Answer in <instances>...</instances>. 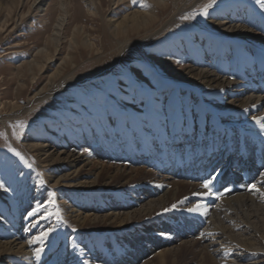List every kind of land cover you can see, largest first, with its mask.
<instances>
[{
    "label": "rangeland",
    "instance_id": "1",
    "mask_svg": "<svg viewBox=\"0 0 264 264\" xmlns=\"http://www.w3.org/2000/svg\"><path fill=\"white\" fill-rule=\"evenodd\" d=\"M34 1L0 0V211L8 220V223H0V243L8 239L11 230L21 236L20 242L23 244L31 243L35 249L45 246L44 251L34 256L33 264H153L156 257L152 256L168 249L167 264H199V245L195 241H199L198 233L204 230L206 221H202L195 213L180 211L181 207L173 205L158 213L151 212L147 218H136L133 214L147 201L132 206L128 197H136L144 190L147 192V189L160 184L155 182L159 178L154 180L148 172L172 176L166 171V165L169 168L172 164L180 166L178 171L184 174L199 171L197 166L188 168V157L193 160L197 158L189 155L187 150L193 149L194 154L197 149L196 152L212 149L217 143H220L217 144L220 151L215 156L222 157L220 168L218 165L213 166L214 163L201 167L209 170L207 180H211V185L214 178L219 179L220 173L228 172V167L233 164L236 167L231 166L228 174L234 169L240 182L243 174L239 175V168L243 170L244 167L248 172L247 182H241L242 186L253 184L249 176L254 175L255 169L256 172L264 171L263 132H258L259 136L240 127L234 131L235 139L232 137V143L225 132L220 139L223 142H219L213 137L199 138L197 135L191 138L188 135L190 138H187L183 133H176V127L171 125L179 124L177 114L162 119L165 124L157 123L167 100L179 97L178 89H184L178 81L179 74H173L164 64L171 65L175 61L171 65L175 68L199 65L205 51H212L208 49L209 46L216 52L232 46L231 52L234 53L235 44L228 43L226 39L220 41L217 30L207 24L209 9L221 1L233 0H215L207 8V15L202 13L204 6L211 0H159L165 3V8L156 7L155 15L160 14V23L154 25L152 30L140 31L138 35L132 33L127 38L115 37L107 25L108 18L111 15L122 17L125 12L139 8L147 12L153 7L150 0H135V3L133 0H46L40 9L35 7ZM88 2H93V7L90 8ZM240 3L244 4L242 1ZM177 8L188 11L182 13L180 22L173 30L168 29L158 36L156 33L161 23L166 22ZM62 17L65 24L60 36L56 38L57 24ZM257 19L264 28V17L257 15ZM180 32H185L184 36L176 37V33ZM204 33H207L206 39L199 43L198 47L201 48H196L192 37L197 34L201 39L205 37ZM151 36L154 37L148 38ZM84 38L93 46L86 47L83 44L86 40ZM126 39L128 44L133 45L118 57V46ZM182 40L186 44L179 54L175 47ZM38 70L41 72L38 73ZM239 72L251 76L247 74L249 70ZM62 80L70 84L48 100L31 99L39 97L50 83L55 88L59 87ZM187 89L193 92L196 88L190 86ZM174 104L180 103L177 101ZM154 106L160 109L157 111L159 119L154 117ZM188 108L195 106L189 105ZM200 114L202 112L198 117ZM143 115L145 125L141 128L142 133H149L153 125H165L167 129V132L163 130L148 145L142 142L144 137L138 134L140 132H136V124L143 119ZM213 126L208 122L206 127L214 129ZM120 137L126 140L119 143ZM134 137L137 138L133 147L140 148L139 152L151 147L155 152L152 159L146 153L134 157L135 152L130 147ZM191 139L203 141L195 143ZM74 140L82 142L78 150L91 161V165L82 168L78 175V182L82 184L94 182L89 187H79L77 181L56 185L59 178L50 176L53 167L41 162L34 147L62 145ZM209 152L206 150V153ZM113 158L122 161L124 158L128 162L125 160L127 158L133 161L131 167L146 171L143 170L137 176L132 175L129 166L126 172L110 177L107 169H111L109 166L115 162ZM247 163L255 164L254 168L251 165L250 169H245ZM99 166L101 168L94 177L88 176ZM174 177L176 180L199 184L207 196L202 203L211 204L230 193L214 191V197L207 193L202 187L204 183L199 179L183 177L181 174ZM233 187L228 184L225 188ZM150 193L156 198L155 190L150 189ZM109 203L124 207L123 213L130 215L125 217L127 220L107 221L105 216L108 214ZM67 207L80 209L84 212L82 215H89L91 219L94 217L95 221L78 227L66 218ZM29 226H33L32 230L29 229L31 232H27ZM194 226L199 228L194 230ZM259 229L263 230L264 226ZM44 233L47 235L44 236ZM95 247L98 250L106 249L110 256L107 255V259L97 258L92 251ZM123 254L127 258H122ZM4 257L5 263L1 261L0 264H21L15 254Z\"/></svg>",
    "mask_w": 264,
    "mask_h": 264
},
{
    "label": "bare ground",
    "instance_id": "2",
    "mask_svg": "<svg viewBox=\"0 0 264 264\" xmlns=\"http://www.w3.org/2000/svg\"><path fill=\"white\" fill-rule=\"evenodd\" d=\"M45 1L46 0H35V7L40 9ZM116 1L118 2L119 0ZM150 1L151 3H153V7L149 11L147 10V12H145L146 10L143 11L142 8H139L138 10L135 9L132 11L129 10L130 12H125L122 17L111 15L108 18L107 25L111 32L115 35V37L118 38L123 36L125 38L126 36L127 38L129 37L128 35L132 33L138 35L140 31L146 32V30H152L155 27L154 25L160 23V20H158L160 14L158 13V15H155V11L157 6H163L165 8V3L159 0ZM241 1L244 4H241ZM87 4L90 8L93 7V2H88ZM185 11L188 10L184 8H177L176 11L166 20V22H164L163 24L161 23V28L156 34L159 36L168 29L173 30L174 27H176V24L180 22L179 20L182 16V13ZM257 15L264 17V9L261 8L260 4L256 3V0H239L238 2H234L233 0V2L228 1L224 3L221 1L219 5L214 6L212 9H209L207 23L209 27L217 30V35L220 37V41L221 39H226L228 43L235 44L236 49L233 50V53L231 52L232 46H229L228 48H221V52H216L214 48L209 46V48H207L209 50L211 49L212 51H210V53L208 51H205V55L202 56L204 57V59H200V61L198 62L199 65L194 64L189 65L188 67L182 66L180 68H175L171 66L175 64V61L172 62L171 65L164 64V67L168 68V70L173 74H179L178 81L183 84L182 86L184 89H178L177 95L180 94L179 97H174L171 100L168 99V102H166V104L164 103L165 106L163 107V111L161 112V119L157 121V123H160L161 125L165 124L162 119H167L168 117H173L177 114L178 117H176V119H178L179 124L175 125V123H173L171 126L173 128L174 126L176 127V133H183L187 136V138H190V136L191 138L196 137L198 135L199 138L207 136V138L213 137L214 140L223 142V139H220L223 138V132H225V135L230 138V142L232 143V137H234L235 139L234 131L242 127L243 130H249L251 134H258V132H263L261 136V138L263 137V140L261 141H264V127H262V125H264V28L262 23L260 24V22H258L259 20L257 19ZM63 17L57 24L56 38L60 36L62 26L65 24ZM180 30L181 29H179V31ZM184 33H176L177 35L175 36L179 38L184 36ZM196 33H198V30ZM206 35L207 33H204L205 37L201 39L197 34L192 37V41H194V46L196 48H201L198 47V45L201 42L203 43V41L207 37ZM209 35L211 37L216 36L208 34V36ZM153 37L154 36L148 38ZM85 39L86 38H84V40ZM83 44L86 47L93 46V44L87 39ZM185 44L186 42H184L183 40L180 41L177 44L178 47H175V51L181 54L183 47H185ZM132 45L128 44L127 39L121 42L118 46V57ZM201 52H203V50ZM206 56L208 57L205 59ZM117 61L118 60H116V62ZM213 61H216V63H213ZM161 65H163V63H161ZM231 66L233 67L230 70ZM234 67L239 69H233ZM240 70H242L243 73L249 70L247 74H250L251 76H245L244 74L239 72ZM40 72L41 71H39L38 73ZM57 72L56 73L59 74V71ZM179 78H181V80ZM32 79L35 80V77L32 76ZM69 84L70 82L62 80L60 86L55 88L50 83L48 89L43 91L39 95V97L37 96L36 98L31 99L43 101L44 99H47L58 91L62 90ZM190 86L196 88L194 89L195 92H189L190 90L187 89V87ZM179 100H184V104ZM177 101L180 103L179 105L174 104V102L177 103ZM29 102L32 103L34 101ZM189 105L195 106V108L189 109ZM154 107L155 109L153 110L156 114H158H155L154 117L156 119H159L157 118L159 116V112L157 111L160 109L158 108V106ZM205 110L207 112H205ZM259 111L260 114L258 113ZM200 112H202V114H200L198 117V114ZM182 115L183 117L182 119H180ZM196 117H198V119ZM144 121L145 117L143 115V119L138 121L139 125L136 124V132H140L138 134H140L141 137H144L142 142L144 141L146 145H148L150 141L154 139V137L161 135L163 130H167L165 125L159 127H155L153 125L149 133H142L141 128H144ZM208 122H210V126H213L214 124L213 127L215 128L209 129V127H206ZM96 133L97 132L95 131V134ZM137 137L132 138V143L130 144V147H132L133 151L135 152L134 157L142 156V154L146 153L150 155L152 159V155H154L155 152L152 151L151 147L148 149L144 148L142 152H139L140 148L137 149L133 147V145H135L136 143L135 139ZM125 140L126 139L122 140L120 137L119 143ZM127 141H129V139ZM200 141L202 142L203 140L191 139V142L195 143H199ZM113 142L118 143L116 141ZM80 143L82 142L74 140L72 143L68 142L67 144L62 145L34 146L41 162L49 163L48 165L53 167L54 171L52 169L50 176L53 177L55 175L59 178V182L56 181L55 183L56 185L66 184L69 181L78 182V175L80 174L81 169L91 165V161L85 156L86 154H80L81 152L78 150V146L80 145ZM112 145L114 144H111V146ZM198 147H200V144ZM140 153L142 154L140 155ZM51 159L52 161H50ZM122 159L123 161L117 158H113V161H115L112 162L113 165H111L110 162L109 165H111L112 167L109 166L111 169H107L110 172V177H117L118 175H120V173L126 172V169L129 166V173L132 175L137 176L140 172H144L143 170L145 169L143 168L131 167L130 164L133 161L130 162V160L126 158L125 160H127L128 162H125L124 158ZM149 159L150 158H148V160ZM249 164L245 165V169H250L252 167H250ZM231 166L228 167V171H230ZM100 168L101 166L97 168L95 167V169H93L90 174L87 173L88 176L94 177V174L97 172V170H100ZM61 169L65 170L63 171ZM231 172L233 173V177L229 175L227 171H225L224 179H232L231 181H229V185H233L232 181L234 182L233 179H236V185L240 188V190L236 192H230L224 198L213 201L211 204L205 202L202 203L204 197L207 196L202 191L199 184L194 182H186L187 180H176L173 175L165 176L163 174L158 175V173H154L153 171L148 172V174L154 180H157V178H159V180L155 182H158L161 185L156 183L158 185H156V187L147 189V192L144 190L145 192L143 191L142 194H139L136 197H128V199L130 198V204L132 206L139 205L144 200L147 201L142 205V207H140V209H138L133 214V216H135L136 218L138 217L144 219L150 216L151 212L158 213L164 210L169 205L181 207V209H179L180 211L184 210L185 212L195 213L201 217L202 221H206L204 230H202L201 233H198L200 235V238L198 239L199 241H195L196 244L198 243L199 245V264H264V229L261 231L259 229V227L264 226V195H261L262 193H264V175H262L264 174V171L256 172L255 169L254 175L249 176V179L253 180L252 185H255L256 188L259 189V191L250 190L252 185L242 186L234 169ZM259 172L260 174H258ZM66 178L67 180L64 181ZM91 183L94 182L89 183L88 181L83 184L81 182H78L77 184L79 185V187H89L91 186ZM237 186L233 187V189L238 188ZM150 189L151 191L155 190L157 192V196L155 195L156 198L153 196V194L150 193ZM183 192L184 194L180 196V194ZM125 199L127 198L125 197ZM176 201L179 202L176 203ZM105 205L106 204H104V206ZM197 206H199V211H189V209L196 208ZM107 209L108 214H106L105 216L107 221L115 222L127 220V218L125 217L130 216L129 214L123 213L122 210L124 209V207L120 205L109 203L107 205ZM65 213L66 218L71 220L73 224L78 227L84 225L86 222L91 223L95 221L94 217L93 219H91V216L89 215H82L84 212L82 213L80 209L77 210L73 207H67L65 209ZM62 219H64V217ZM4 221L8 223L6 216L3 215L0 211V223H4ZM34 223L36 224L37 222L35 221ZM121 223L122 222H120L119 224ZM32 227L33 226H29L27 232H31L29 229L32 230ZM192 228L195 230V228L198 229L199 227L194 226ZM20 240L21 236L18 235L17 232H13L10 230L8 239L5 242L0 243V262L2 261V263H5L4 255L10 256L15 254L17 259L20 260L18 262H20L21 264H33L35 262H33V258L37 254V252L45 250V246L35 249L31 245V243L23 244L20 242ZM47 246L48 244L46 245V247ZM99 250L96 247L92 248V251L93 253L95 252V256L97 258L107 259V255H109L107 254V250ZM169 252L170 251L168 249L161 253L158 252V254L156 253L155 255H153V258L156 257V260H154L155 263L153 264H167L166 258L168 254L166 253ZM110 254L112 256L111 252ZM229 256L231 257L227 261L226 258ZM124 257L127 258V256L123 254L122 258Z\"/></svg>",
    "mask_w": 264,
    "mask_h": 264
},
{
    "label": "snow or ice",
    "instance_id": "3",
    "mask_svg": "<svg viewBox=\"0 0 264 264\" xmlns=\"http://www.w3.org/2000/svg\"><path fill=\"white\" fill-rule=\"evenodd\" d=\"M133 2L135 3V0H133ZM212 3H215V0H211V2L209 4L204 6V10H203L202 14L207 15V8L211 7ZM256 3L260 4L261 8L264 9V0H256ZM262 127H264V125H262ZM262 175H264V174H262ZM210 185H211V180H209L207 183L202 185V187L209 189V192H211ZM0 186H2V185H0ZM250 190L259 191V189L256 188L255 185H252ZM261 195H264V193H262ZM173 207H175V205H173ZM166 211H167V209H166ZM189 211H199V206H197L196 208H193V209H189ZM29 215H31V213H29ZM43 235L46 236L47 233H44ZM38 255H39V251L37 252V256Z\"/></svg>",
    "mask_w": 264,
    "mask_h": 264
}]
</instances>
